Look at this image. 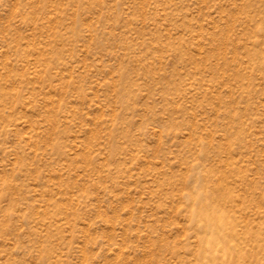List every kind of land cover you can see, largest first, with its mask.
Wrapping results in <instances>:
<instances>
[{
  "label": "rangeland",
  "instance_id": "374dc122",
  "mask_svg": "<svg viewBox=\"0 0 264 264\" xmlns=\"http://www.w3.org/2000/svg\"><path fill=\"white\" fill-rule=\"evenodd\" d=\"M0 264H264V0H0Z\"/></svg>",
  "mask_w": 264,
  "mask_h": 264
}]
</instances>
